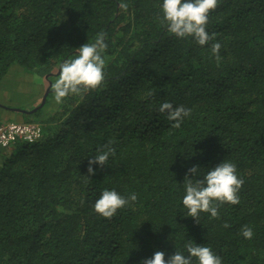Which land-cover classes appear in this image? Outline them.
<instances>
[{
	"label": "trees",
	"instance_id": "16d2710c",
	"mask_svg": "<svg viewBox=\"0 0 264 264\" xmlns=\"http://www.w3.org/2000/svg\"><path fill=\"white\" fill-rule=\"evenodd\" d=\"M162 3L0 0V80L13 66L42 70L46 99L79 47L99 33L107 44L99 89L58 104L36 141L0 149V264H140L156 251L187 255L189 240L222 264H264V0H219L204 46L167 31ZM164 102L191 110L180 128L159 112ZM109 140L115 155L88 176ZM223 161L244 180L240 203L196 222L184 178ZM105 189L138 198L106 219L94 209Z\"/></svg>",
	"mask_w": 264,
	"mask_h": 264
},
{
	"label": "clouds",
	"instance_id": "9594fccd",
	"mask_svg": "<svg viewBox=\"0 0 264 264\" xmlns=\"http://www.w3.org/2000/svg\"><path fill=\"white\" fill-rule=\"evenodd\" d=\"M218 3L219 0H163L160 22L177 38H192L195 43L204 46L215 39V34L208 33L207 25L209 14L216 9ZM119 7L126 11L128 5L121 3ZM220 49L219 42L211 44L212 54L218 63L221 60ZM106 50L105 34L99 33L93 43H85L78 48L74 59H68L59 66L58 78L50 85L57 104L63 103L72 95L82 98L89 91L101 87L105 80L106 60L103 54ZM158 110L160 113L167 112L168 120L175 122L171 127L177 129L191 114L190 109L183 106L174 107L169 102L162 103ZM22 123H36L41 127L38 122L23 121ZM114 143L115 141L109 140L103 149L88 161V176L95 175L94 165L103 167L107 165L109 157L115 155V149L111 147ZM243 184L244 180L237 175L234 163L223 161L203 175L199 166H193L188 170L183 183L185 189L183 205L188 210V217H192L197 222L201 213H208L211 218L219 219L220 206L240 203L239 193ZM137 198L135 193L125 198L115 190L105 189L96 200L94 209L100 216L110 219L119 209L126 207L130 201L135 202ZM223 227L229 228L230 225L225 222ZM241 235L251 240L254 233L250 226L245 225L241 229ZM185 250L187 255L175 251L167 259L165 252L156 251L151 258L140 261V264H194V261L195 264H222L221 257L208 246L197 245L189 240Z\"/></svg>",
	"mask_w": 264,
	"mask_h": 264
},
{
	"label": "rangeland",
	"instance_id": "374dc122",
	"mask_svg": "<svg viewBox=\"0 0 264 264\" xmlns=\"http://www.w3.org/2000/svg\"><path fill=\"white\" fill-rule=\"evenodd\" d=\"M45 77L43 71H26L20 66H13L7 75L0 80V124L7 122L22 123L44 122L54 111L58 104L53 97H48L42 108L35 111L38 115L23 117L11 109L30 111L38 106L47 88H44ZM43 83V84H41ZM34 112V113H35Z\"/></svg>",
	"mask_w": 264,
	"mask_h": 264
},
{
	"label": "built area",
	"instance_id": "2783aa9c",
	"mask_svg": "<svg viewBox=\"0 0 264 264\" xmlns=\"http://www.w3.org/2000/svg\"><path fill=\"white\" fill-rule=\"evenodd\" d=\"M41 136V127L36 123L7 122L0 124V149L17 140L33 142Z\"/></svg>",
	"mask_w": 264,
	"mask_h": 264
},
{
	"label": "water",
	"instance_id": "95a60500",
	"mask_svg": "<svg viewBox=\"0 0 264 264\" xmlns=\"http://www.w3.org/2000/svg\"><path fill=\"white\" fill-rule=\"evenodd\" d=\"M49 87L46 89V91H45V93H44V95H43V97H42V100H41V102H40V104L38 105V106H36L35 108H33L32 110H30V111H23V110H21V109H11V110H14V111H17V112H27L28 114H33L35 111H37L39 108H42L43 107V105L45 104V101H46V96H47V93L49 92Z\"/></svg>",
	"mask_w": 264,
	"mask_h": 264
},
{
	"label": "crops",
	"instance_id": "0c3cea01",
	"mask_svg": "<svg viewBox=\"0 0 264 264\" xmlns=\"http://www.w3.org/2000/svg\"><path fill=\"white\" fill-rule=\"evenodd\" d=\"M41 84H43V83H41ZM44 86H45V84H44Z\"/></svg>",
	"mask_w": 264,
	"mask_h": 264
},
{
	"label": "flooded vegetation",
	"instance_id": "af4514ba",
	"mask_svg": "<svg viewBox=\"0 0 264 264\" xmlns=\"http://www.w3.org/2000/svg\"><path fill=\"white\" fill-rule=\"evenodd\" d=\"M44 88H46V87L44 86Z\"/></svg>",
	"mask_w": 264,
	"mask_h": 264
}]
</instances>
